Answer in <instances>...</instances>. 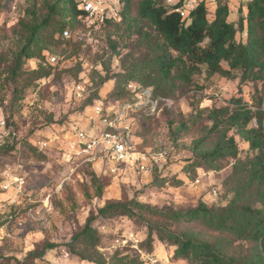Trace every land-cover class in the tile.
Masks as SVG:
<instances>
[{
  "label": "trees",
  "instance_id": "trees-1",
  "mask_svg": "<svg viewBox=\"0 0 264 264\" xmlns=\"http://www.w3.org/2000/svg\"><path fill=\"white\" fill-rule=\"evenodd\" d=\"M25 1L9 26L15 49L7 60L0 53V77L4 75V81L13 86L18 100L53 74L60 58L51 63L50 57L82 52L80 35L88 29L78 0ZM119 1L118 19H106L100 26L110 61L98 56L95 95L105 84L111 85L109 99L103 103L134 101L129 85L149 89L154 98H177L202 91L197 77L207 80L214 75L237 79L239 89L245 83L254 86L248 100L231 95L220 104L213 101L180 120L177 127L176 136L190 129L197 133L183 166L187 175L230 167L221 185L223 203L198 202L182 209L136 198L109 200L65 243L44 240L22 260L14 259L15 264H36L48 251L62 246L71 258L85 264H146L156 256V244L171 249L172 259L182 264H264V0L242 2L236 21L228 19L227 0H215L213 8L201 1L185 19L175 11L177 4L166 0ZM122 49L126 52L113 71L111 60ZM28 61H35L36 66L25 68ZM132 116L139 120L152 117L138 110ZM84 165L93 169L90 181L100 196L109 185L107 176L98 175L91 163ZM116 217H125L144 231L139 254H131L126 247L108 256L100 252L102 236L92 222Z\"/></svg>",
  "mask_w": 264,
  "mask_h": 264
},
{
  "label": "rangeland",
  "instance_id": "rangeland-1",
  "mask_svg": "<svg viewBox=\"0 0 264 264\" xmlns=\"http://www.w3.org/2000/svg\"><path fill=\"white\" fill-rule=\"evenodd\" d=\"M25 2L3 0L0 53L6 60L16 45L9 26L21 13ZM239 15L238 12L231 13L228 19L236 21ZM80 38L84 42L82 52L77 56L55 54L60 61L53 74L35 88L26 90L19 100L9 81H4V75L0 77V180L5 177L24 180L21 191L12 187L0 192V225L1 220L13 212L24 220L21 228L11 226L0 234V264H15L14 259L22 260L29 250L44 240L65 243L83 226L87 217L109 200L136 198L144 203L182 209L194 207L198 202L223 203L221 185L230 167L214 172L195 170L187 175L183 166L191 155L189 146L197 133L190 129L176 136L177 127L180 120L189 118L195 110L212 105L213 101L220 104L231 95H241L248 100L254 86L245 83L239 89L237 79L228 80L218 75L207 80L197 77L202 91L167 98L171 105L161 103L159 111L149 119L128 117L135 150L143 160L119 164L114 175L108 173L104 163L93 164L96 173L107 176L109 182L97 196L90 181L93 169L69 158L65 141L69 128L75 124L87 129L86 114L91 112L94 103L109 99L110 84H105L95 95L98 80L95 70L100 68L95 64L100 55L106 63L110 60L100 28L90 35L84 31ZM125 52L122 49L111 60V70L118 69V61ZM35 66V61L24 65L25 68ZM88 98L93 99L85 106ZM39 142L46 145L39 148ZM28 144L38 149L28 150ZM141 162L146 171L139 169ZM173 181L181 183L175 186ZM213 190L218 191L213 193ZM92 225L102 236L100 252L108 256L111 251L126 247L131 254H139L144 231L127 218L95 219ZM153 253L155 261L146 264H182L172 259L171 249L160 244H156ZM36 264L85 263L71 258L62 246L48 251Z\"/></svg>",
  "mask_w": 264,
  "mask_h": 264
},
{
  "label": "built area",
  "instance_id": "built-area-1",
  "mask_svg": "<svg viewBox=\"0 0 264 264\" xmlns=\"http://www.w3.org/2000/svg\"><path fill=\"white\" fill-rule=\"evenodd\" d=\"M80 7L86 13L88 23L87 35L99 29L101 24L106 20H117L119 15V0H78ZM208 0H166L168 4H177L175 11L182 19L188 18L191 12L196 8L198 3ZM251 0H244L249 2ZM63 35L68 37V32ZM56 58L50 57L49 61L54 63ZM129 89L135 95V100L124 102L103 103L98 101L90 109L91 112L86 114L87 129L82 125L75 124L69 128L66 137V152L69 158L80 164L102 162L107 166L109 174L114 175L118 171L119 164L135 163L143 160V156L135 150L132 130L128 123V117L136 110L149 116L160 109V104L165 103L168 107L169 99L154 98L147 88H141L135 85H129ZM261 108L264 109V100ZM39 148L46 144L39 142ZM139 169L146 171L143 162L139 163ZM8 180L5 177L0 180V192L9 188H15L17 192L21 191L24 180L21 177H14ZM216 191L213 190V193ZM28 217H31L28 214ZM0 234H4L8 227L21 228L24 220L10 213L1 220ZM2 237H0L1 240ZM118 241V240H117ZM136 247V246H135ZM140 253V251H139ZM150 262H154V257H149Z\"/></svg>",
  "mask_w": 264,
  "mask_h": 264
},
{
  "label": "crops",
  "instance_id": "crops-1",
  "mask_svg": "<svg viewBox=\"0 0 264 264\" xmlns=\"http://www.w3.org/2000/svg\"><path fill=\"white\" fill-rule=\"evenodd\" d=\"M242 2H244V0H227L229 14L238 12V8L240 7ZM207 3L210 4L213 8L215 4V0H208Z\"/></svg>",
  "mask_w": 264,
  "mask_h": 264
}]
</instances>
